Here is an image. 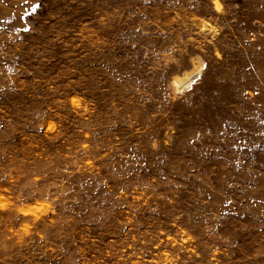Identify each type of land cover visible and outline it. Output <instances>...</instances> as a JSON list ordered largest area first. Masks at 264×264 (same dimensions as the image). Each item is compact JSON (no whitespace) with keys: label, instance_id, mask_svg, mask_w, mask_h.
Segmentation results:
<instances>
[{"label":"rangeland","instance_id":"1","mask_svg":"<svg viewBox=\"0 0 264 264\" xmlns=\"http://www.w3.org/2000/svg\"><path fill=\"white\" fill-rule=\"evenodd\" d=\"M0 264H264V0H0Z\"/></svg>","mask_w":264,"mask_h":264},{"label":"bare ground","instance_id":"2","mask_svg":"<svg viewBox=\"0 0 264 264\" xmlns=\"http://www.w3.org/2000/svg\"><path fill=\"white\" fill-rule=\"evenodd\" d=\"M192 79L189 75L180 79L175 80V85L177 88H183Z\"/></svg>","mask_w":264,"mask_h":264}]
</instances>
